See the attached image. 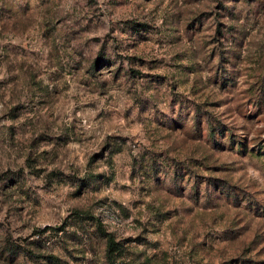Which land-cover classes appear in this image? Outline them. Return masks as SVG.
<instances>
[{
	"label": "rangeland",
	"instance_id": "374dc122",
	"mask_svg": "<svg viewBox=\"0 0 264 264\" xmlns=\"http://www.w3.org/2000/svg\"><path fill=\"white\" fill-rule=\"evenodd\" d=\"M0 264H264V0H0Z\"/></svg>",
	"mask_w": 264,
	"mask_h": 264
},
{
	"label": "trees",
	"instance_id": "16d2710c",
	"mask_svg": "<svg viewBox=\"0 0 264 264\" xmlns=\"http://www.w3.org/2000/svg\"><path fill=\"white\" fill-rule=\"evenodd\" d=\"M106 237H107V257L109 260L113 261L116 254L119 251V244L116 243L111 236L106 235Z\"/></svg>",
	"mask_w": 264,
	"mask_h": 264
}]
</instances>
